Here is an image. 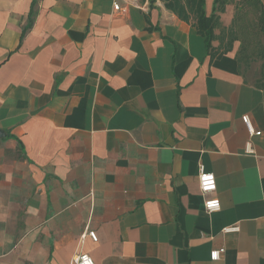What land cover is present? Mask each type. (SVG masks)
Instances as JSON below:
<instances>
[{"label": "crops", "instance_id": "crops-1", "mask_svg": "<svg viewBox=\"0 0 264 264\" xmlns=\"http://www.w3.org/2000/svg\"><path fill=\"white\" fill-rule=\"evenodd\" d=\"M217 15L209 49L161 0H0V264H264V33Z\"/></svg>", "mask_w": 264, "mask_h": 264}, {"label": "trees", "instance_id": "trees-1", "mask_svg": "<svg viewBox=\"0 0 264 264\" xmlns=\"http://www.w3.org/2000/svg\"><path fill=\"white\" fill-rule=\"evenodd\" d=\"M165 3L167 9L176 14L181 20L190 22L194 20L198 32L205 38L207 47H212L213 41H215V30L220 25L219 16L217 13H224L226 6L229 4V0H214L213 12L211 16H207L205 11V0H161ZM255 11L259 12V27L260 31L264 33V15L262 9L261 0H246ZM35 1L33 3V6ZM32 17L29 20L28 26L24 29L23 35L31 27ZM235 39H232L229 43H232ZM229 46V47H230ZM6 137H9L7 135Z\"/></svg>", "mask_w": 264, "mask_h": 264}, {"label": "built area", "instance_id": "built-area-1", "mask_svg": "<svg viewBox=\"0 0 264 264\" xmlns=\"http://www.w3.org/2000/svg\"><path fill=\"white\" fill-rule=\"evenodd\" d=\"M115 10H119L120 7L118 4L114 5ZM243 122L246 125L249 133L251 136H261L262 132H256L253 128V125L251 123V120L248 116L243 117ZM248 151L252 153L251 145H248ZM199 180H200V188L201 191L204 194L212 193L217 190V181L216 177L212 173H208L205 171L204 167H201L200 169V175H199ZM205 211L208 214H212L214 212H218L221 209V202L218 199H210L205 201L204 204ZM239 228L237 226H232L228 227L224 230L225 233H233L237 232ZM86 236H90V238L94 241H98V237L95 232H89L88 234H85L82 236V239H85ZM225 250H217L212 252L211 254V259L214 262L220 261L222 255L224 254ZM73 264H95L93 258L89 254H79L77 255L74 260Z\"/></svg>", "mask_w": 264, "mask_h": 264}, {"label": "rangeland", "instance_id": "rangeland-1", "mask_svg": "<svg viewBox=\"0 0 264 264\" xmlns=\"http://www.w3.org/2000/svg\"><path fill=\"white\" fill-rule=\"evenodd\" d=\"M245 9L246 8H243L244 13L237 15L235 27L229 31V37L235 36L237 39H245L248 52L255 53L260 48L256 37V25L254 24L255 15L252 10H248V12L245 13Z\"/></svg>", "mask_w": 264, "mask_h": 264}, {"label": "water", "instance_id": "water-1", "mask_svg": "<svg viewBox=\"0 0 264 264\" xmlns=\"http://www.w3.org/2000/svg\"><path fill=\"white\" fill-rule=\"evenodd\" d=\"M5 136H7V135L0 131V138H3Z\"/></svg>", "mask_w": 264, "mask_h": 264}]
</instances>
